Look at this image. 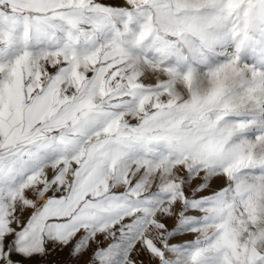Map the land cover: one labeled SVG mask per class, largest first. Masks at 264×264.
Instances as JSON below:
<instances>
[{
	"label": "snow or ice",
	"instance_id": "6c2138e0",
	"mask_svg": "<svg viewBox=\"0 0 264 264\" xmlns=\"http://www.w3.org/2000/svg\"><path fill=\"white\" fill-rule=\"evenodd\" d=\"M0 264H264V0H0Z\"/></svg>",
	"mask_w": 264,
	"mask_h": 264
}]
</instances>
